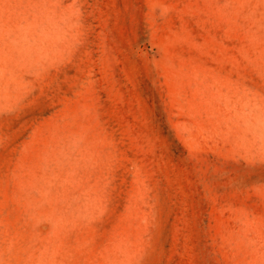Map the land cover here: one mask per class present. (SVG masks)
<instances>
[{
    "label": "rangeland",
    "instance_id": "rangeland-1",
    "mask_svg": "<svg viewBox=\"0 0 264 264\" xmlns=\"http://www.w3.org/2000/svg\"><path fill=\"white\" fill-rule=\"evenodd\" d=\"M0 264H264V0H0Z\"/></svg>",
    "mask_w": 264,
    "mask_h": 264
}]
</instances>
